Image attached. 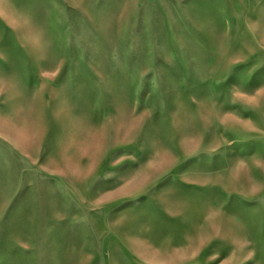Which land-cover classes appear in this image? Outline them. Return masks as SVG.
I'll use <instances>...</instances> for the list:
<instances>
[{"label": "rangeland", "instance_id": "rangeland-1", "mask_svg": "<svg viewBox=\"0 0 264 264\" xmlns=\"http://www.w3.org/2000/svg\"><path fill=\"white\" fill-rule=\"evenodd\" d=\"M0 264H264V0H0Z\"/></svg>", "mask_w": 264, "mask_h": 264}]
</instances>
